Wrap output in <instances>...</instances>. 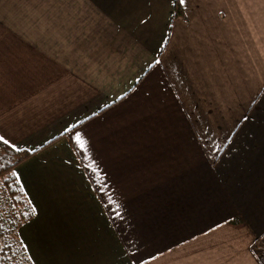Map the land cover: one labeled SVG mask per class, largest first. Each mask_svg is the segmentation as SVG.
I'll list each match as a JSON object with an SVG mask.
<instances>
[{
  "label": "crops",
  "instance_id": "crops-1",
  "mask_svg": "<svg viewBox=\"0 0 264 264\" xmlns=\"http://www.w3.org/2000/svg\"><path fill=\"white\" fill-rule=\"evenodd\" d=\"M173 2L0 0L32 264H264V0Z\"/></svg>",
  "mask_w": 264,
  "mask_h": 264
},
{
  "label": "trees",
  "instance_id": "trees-1",
  "mask_svg": "<svg viewBox=\"0 0 264 264\" xmlns=\"http://www.w3.org/2000/svg\"><path fill=\"white\" fill-rule=\"evenodd\" d=\"M181 15L179 2L174 0L173 17ZM33 153L16 150L0 141V264H32L18 229L34 216V210L13 170Z\"/></svg>",
  "mask_w": 264,
  "mask_h": 264
},
{
  "label": "snow or ice",
  "instance_id": "snow-or-ice-1",
  "mask_svg": "<svg viewBox=\"0 0 264 264\" xmlns=\"http://www.w3.org/2000/svg\"><path fill=\"white\" fill-rule=\"evenodd\" d=\"M181 2L183 3L184 0H181ZM157 63H158V61H157ZM76 140L79 142L81 148L85 147V142L82 140V138H81L79 133L76 134ZM0 141H3L4 144H8V141L4 140L3 137H0Z\"/></svg>",
  "mask_w": 264,
  "mask_h": 264
}]
</instances>
